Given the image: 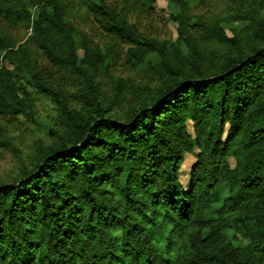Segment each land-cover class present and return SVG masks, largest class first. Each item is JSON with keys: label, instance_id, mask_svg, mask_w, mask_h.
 <instances>
[{"label": "trees", "instance_id": "1", "mask_svg": "<svg viewBox=\"0 0 264 264\" xmlns=\"http://www.w3.org/2000/svg\"><path fill=\"white\" fill-rule=\"evenodd\" d=\"M155 1L0 0V22L30 30L0 27V119L55 110L53 139L0 179V264H264V4L247 1L229 36L167 0L169 42L141 28ZM203 40L227 49L212 66ZM120 55L158 72L122 111L96 79ZM66 71L88 89L75 100Z\"/></svg>", "mask_w": 264, "mask_h": 264}, {"label": "rangeland", "instance_id": "2", "mask_svg": "<svg viewBox=\"0 0 264 264\" xmlns=\"http://www.w3.org/2000/svg\"><path fill=\"white\" fill-rule=\"evenodd\" d=\"M247 1L251 2L252 0H191V6L187 11L189 14H199L208 22L219 23L227 34L232 36V29L242 26L237 16L242 9L247 8ZM260 1L264 4V0ZM153 6L155 16L152 19H142L141 28L150 36L175 42L177 28L176 23L170 18L171 9L167 0H156ZM177 11L179 12L178 8ZM0 27L19 42H23L30 34V30H26L23 25L10 26L0 22ZM201 48L202 61L206 66H212L220 60L221 54L227 53V49L221 44L209 40H203ZM170 50L174 62L180 57V59L183 58L184 53L179 48L178 52L171 48ZM120 56L108 66L106 73H98L96 79L100 83L106 100H110L115 93L120 95L119 103L114 105V108L122 111L130 106L139 93L148 91L158 82V72L144 66H132L124 55ZM148 56L157 61L154 54L151 53ZM58 81L71 95L70 99L72 100H75L74 96L88 90L84 78L74 71H66L61 77H58ZM34 115L35 117L31 118L21 115L17 118L4 117L0 119V122L7 127L3 138L9 141L5 146L0 145L1 180H7L14 174L19 164L27 163L30 160L36 143L40 140L43 143H48L53 139V133L50 132V128H55L52 125V119L55 116L52 103L49 100L41 99ZM189 129L191 130V128ZM195 152L196 150L186 153L181 164L180 180L185 186L188 183L190 168L196 159ZM230 161L233 163L232 160Z\"/></svg>", "mask_w": 264, "mask_h": 264}]
</instances>
